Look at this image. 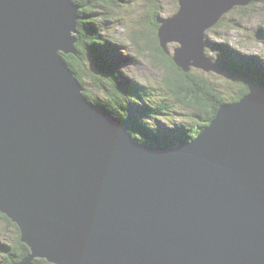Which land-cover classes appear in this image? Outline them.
<instances>
[{
    "label": "water",
    "instance_id": "95a60500",
    "mask_svg": "<svg viewBox=\"0 0 264 264\" xmlns=\"http://www.w3.org/2000/svg\"><path fill=\"white\" fill-rule=\"evenodd\" d=\"M225 1L179 0L160 25L184 72L226 73L206 32L249 0ZM80 8L0 0V212L31 249L11 264H264V85L189 141L142 142L65 61Z\"/></svg>",
    "mask_w": 264,
    "mask_h": 264
},
{
    "label": "trees",
    "instance_id": "16d2710c",
    "mask_svg": "<svg viewBox=\"0 0 264 264\" xmlns=\"http://www.w3.org/2000/svg\"><path fill=\"white\" fill-rule=\"evenodd\" d=\"M75 1L81 5L77 53L64 54L65 61L73 68L84 87L83 75L86 74L94 83L93 89L97 87L103 94V97H94L91 95V90L85 87L86 96L96 105L108 110L113 116L122 120L133 136L142 142L152 145L174 146L197 137L211 123L222 103L239 100L249 92H253L257 88L255 86L257 80L255 75L263 73L264 76V63L260 61L261 58L256 55L243 56L233 46L224 42L216 45V48L221 51L217 61L228 68L229 72L226 75L231 79L228 78L229 83L234 87H238L235 95L229 99L225 98L223 96L224 92L216 88L214 83L198 68L199 71L193 70V68L189 72H184L174 62L173 54L168 53L161 46L158 28L163 22L159 21L158 12L154 6L153 16L155 17L154 27L156 29L154 38H149V34L144 32H135L134 36L141 39L147 36L150 43L152 41L155 43L154 50L162 56L164 62L170 68L162 84L174 98L188 108L195 110L191 115L196 119L194 118V123L177 124L170 130L165 125L155 124L154 121L151 123L146 122V117H156L157 119L166 116L168 120H171L172 116L168 113L171 107L170 102L158 98L159 95L156 91L159 86L157 84L152 89L130 80L127 82L123 80L122 75L124 72L120 68L117 56L113 53L114 46L111 45L109 40L101 36V30L97 28L99 22L91 21V16L95 15L99 8L107 11L117 0ZM135 39L134 41H136ZM173 44L176 43L173 42ZM94 54H97L102 60L99 61V58L96 60ZM89 62H92L93 67ZM96 71L101 74L96 75L94 73ZM1 216L18 233L14 244L0 242V255H3L0 262L10 264L27 256L31 249L22 240L19 226L5 214L1 213ZM34 264L53 263L43 258H36Z\"/></svg>",
    "mask_w": 264,
    "mask_h": 264
},
{
    "label": "rangeland",
    "instance_id": "374dc122",
    "mask_svg": "<svg viewBox=\"0 0 264 264\" xmlns=\"http://www.w3.org/2000/svg\"><path fill=\"white\" fill-rule=\"evenodd\" d=\"M154 6L158 12L159 21L164 22L178 12L179 0H117L107 11L99 8L96 14L91 16V21L99 22L100 27L97 28L101 30V36L109 40L111 45L114 46L113 53L117 56L120 68L124 72L122 78L125 82L130 80L152 89L156 84L159 86L156 93H158L159 99L170 102L171 107L168 113L172 116V119L168 120L166 116L157 119L156 117H146L145 121L149 123L154 121L155 124L165 125L170 130L177 124L194 123L195 117L191 114L195 110L188 108L174 98L162 84L170 68L166 65L162 56L154 50L155 43L153 41L150 43L147 36L142 39L134 36L135 32H144L149 34V38H154V32L156 31L154 27L155 17L153 16ZM220 22L206 32L205 38L206 53L214 61L219 62L217 59L221 53L216 45L224 42L233 46L243 56L256 55L264 63V0H249L246 4L235 6L234 9L232 8L225 13ZM173 42L176 44H173ZM173 42L167 44V49L172 54H174L175 48L179 44L176 41ZM94 58L96 60L99 58V61L102 60L97 54H94ZM89 63L92 64V62ZM91 67L93 66L91 65ZM224 68L228 74V68L225 65ZM193 70L198 69L194 68ZM202 71L214 83L216 88L224 92L223 96L225 98L229 99L235 95L238 87H234L229 83V77L226 73ZM94 73L96 75L101 74L97 71ZM256 75L255 86L259 88L262 84L264 85V76L263 73ZM83 79L85 87L91 90V95L103 97L102 92L96 86V89H93L92 79L86 74L83 75ZM17 235V230L4 220L0 212V242L14 244ZM2 258L3 255L1 254L0 260Z\"/></svg>",
    "mask_w": 264,
    "mask_h": 264
},
{
    "label": "bare ground",
    "instance_id": "6f19581e",
    "mask_svg": "<svg viewBox=\"0 0 264 264\" xmlns=\"http://www.w3.org/2000/svg\"><path fill=\"white\" fill-rule=\"evenodd\" d=\"M221 2L223 3V2H226L225 0H221L220 2H219V4H218V2L217 1H206V0H199V4L201 5V7H206V8H208L209 10H217V11H219V12H221L222 11V9L219 7L220 6V4H221ZM205 8V9H206ZM234 9V8H233ZM227 12H229V11H227ZM225 13L226 12H224V13H222V18L225 16ZM221 18V19H222ZM221 19H220V21H221ZM219 21V22H220ZM195 22V21H194ZM169 42H173V41H169ZM213 71V70H212ZM254 92V91H253ZM249 93H252V92H249ZM248 93V94H249Z\"/></svg>",
    "mask_w": 264,
    "mask_h": 264
},
{
    "label": "flooded vegetation",
    "instance_id": "af4514ba",
    "mask_svg": "<svg viewBox=\"0 0 264 264\" xmlns=\"http://www.w3.org/2000/svg\"><path fill=\"white\" fill-rule=\"evenodd\" d=\"M3 214V213H2Z\"/></svg>",
    "mask_w": 264,
    "mask_h": 264
}]
</instances>
